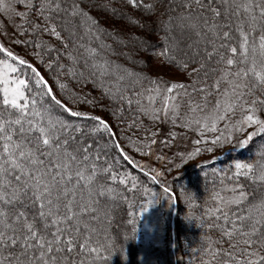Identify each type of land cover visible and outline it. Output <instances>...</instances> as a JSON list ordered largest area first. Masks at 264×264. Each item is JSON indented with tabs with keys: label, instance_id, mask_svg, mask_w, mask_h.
<instances>
[{
	"label": "snow or ice",
	"instance_id": "obj_1",
	"mask_svg": "<svg viewBox=\"0 0 264 264\" xmlns=\"http://www.w3.org/2000/svg\"><path fill=\"white\" fill-rule=\"evenodd\" d=\"M21 6L23 11L19 10ZM93 9L112 19L116 27L111 31L102 27L91 14ZM0 14L21 19L15 25L14 36L8 35L7 27L4 35L10 42L31 49L33 57L53 74L54 83L64 93L58 98L31 61L0 43V264H96L102 248L115 247L108 230L115 223V212L120 207L117 202H127L129 207L132 203L127 195L107 186L106 181L118 180L120 185H127L131 180L129 192L137 188L139 181L135 176L118 177L109 163V152L120 149L123 158L130 160L117 140L124 138L136 144L139 138L132 141L126 135L116 137L111 123L103 117L79 110L81 105L95 107L99 103L95 96L83 93L84 87L98 90L100 97L109 102L105 110L119 127L127 123L126 112L158 119V98L165 118L170 115L175 124L180 118L176 102L179 90L189 95L187 88L191 87L193 92L207 97L212 95V89L220 93L223 81L228 87L222 99L216 100L214 113L196 123L216 132L217 123L227 121L214 144L231 142L234 133H244L245 126H252L253 131L238 141L241 148L253 136L264 133V119L257 115L264 112V0H0ZM257 28L261 32L258 44L254 38L249 40V32ZM153 36L158 42L151 39ZM234 42L238 47L233 46ZM115 45L121 50L117 51ZM150 49L147 58L140 57ZM249 58L250 66L241 67L248 64ZM145 63L148 69L159 68L164 75L175 70L194 79L187 85L170 83L159 76L152 79L143 70ZM225 65L236 66V70ZM21 68L30 70L36 93L41 96L39 101L25 95L31 82L27 73L20 75ZM61 76L68 82H62ZM213 77L214 82L209 83ZM144 81L156 85L144 90L149 93L147 106L134 99L144 95V91H137ZM245 90L247 94L257 90L260 93L248 107ZM238 108L242 118L233 123L229 114L234 116ZM127 127L138 131L143 123L137 116ZM139 143L150 150L157 141ZM161 143L167 145L169 141ZM199 152L197 148L186 156L178 154L180 163L174 159L168 163L179 168ZM260 156L256 165L237 162L236 176L264 182V148ZM151 172L155 173L150 177L153 181L162 175L154 168ZM161 187L165 194L169 193L167 186ZM228 191L231 196L217 194L220 206L210 212L216 223L209 227L221 232L216 243L226 242L229 250L212 251V256H220L223 264H264V196L247 203L240 183ZM105 195L112 203L102 209L97 197ZM155 199L153 194L140 212H147ZM231 206L238 210L231 211ZM101 216L107 226L101 224ZM135 231L133 228V238Z\"/></svg>",
	"mask_w": 264,
	"mask_h": 264
},
{
	"label": "rangeland",
	"instance_id": "obj_2",
	"mask_svg": "<svg viewBox=\"0 0 264 264\" xmlns=\"http://www.w3.org/2000/svg\"><path fill=\"white\" fill-rule=\"evenodd\" d=\"M19 10L23 11V7L21 6ZM20 23L21 19L16 18L15 16H12L11 19H9L8 16L0 14V43L5 44L14 52L31 61L34 66H36L41 73L50 80L56 94H58L59 97H63L64 93L61 92L59 86L53 81V74L48 73L47 68L40 64L38 59L33 57L31 49H25L23 45H16L10 42V40L4 35V28L7 27L8 35L14 36L15 25ZM140 57L147 58L145 56ZM148 70L154 78L159 76L162 79L169 80L170 83L179 82L187 85L190 84L192 80L187 74H181L175 72V70L169 75H164L160 72L159 68H151ZM25 73H27L31 82L30 89L25 92V95L28 96L29 100L35 98L39 101L41 96L36 93L34 80L31 77L30 70L21 68L20 75L23 76ZM61 81L65 83L68 82L63 76H61ZM155 87L156 85L152 86V88ZM197 87L200 86L197 85ZM226 87H228V85L224 82L221 86L220 93L217 94L216 90L212 89V95L207 97H205L203 93L193 92L191 87L187 88V93L189 95L184 94L185 90H179V98L176 102L180 105V118L177 119L175 124L171 122L170 115L168 118H165L162 108V100L158 98L155 106L161 109L158 113L159 118L156 120H150L147 116L140 114L139 118L143 123V127L138 131L136 129L129 130L127 127V123H131L132 119L138 116V113L130 112L131 116L129 119L126 118L127 123L118 127L116 121L113 120L109 112L105 110L104 105L97 104L93 107L91 104H86L79 106V110L86 111L89 115L95 114L107 120L110 118V123L117 137L126 135L131 137L132 141H137L139 138L136 144L130 143L128 139H118L123 150L133 162L130 166H132L134 170L122 164L116 157V152L112 150L109 152V163L113 164V171L118 177L121 174L125 175V177L135 176L139 183L135 190L129 192L127 189L131 187V180H128L127 185H120L118 180L116 182H113L110 179L106 181L107 186L115 187L118 192L127 195L129 201L132 203V207H129L127 202H117L120 207L115 212V223H113L112 227L108 230L109 236L115 240L116 244L115 247L101 249L106 257L111 256L115 259L117 256H122L123 264H128L125 256L126 252L130 251L131 229L134 228L133 225L135 222L137 229L139 228L138 234H136V251L139 264H219V260H213L212 250L208 252L209 247L207 244L203 245L201 243V237L196 238V227H200V225H198L199 220L203 219L201 218L200 213L198 214L200 211H198V208L196 209V205L198 203L199 206L202 204L203 197L201 200L194 198L199 195L198 193L201 190L196 188L197 191H192V189L189 188L191 184H188V182L192 180L190 174L195 169L200 167L204 168L213 162H219L229 153L240 151L242 148L239 146L238 141L244 139L247 132L253 131L252 126H245L244 133H234L235 138L231 142L214 144V138L220 135V131L225 128L227 121H219L217 123L216 132L202 128L196 123L197 120L203 122V117L211 116L214 113L216 100L218 98L222 99L221 94ZM148 94L149 93H147L145 97V106L149 104V101L147 100ZM174 95H176V93H174ZM0 99L2 101V95H0ZM44 99L46 100L47 97H44ZM245 100L247 101L245 107H248L251 104V100H249L246 95ZM73 106L76 107L75 105ZM193 108H196L197 110L192 111ZM243 114L247 113L245 112ZM257 115L264 119V114L262 112H257ZM241 118L242 113L239 108L234 116L229 114V119L232 120L233 123ZM185 123L189 126H183ZM144 128H147L148 131H144ZM170 132L175 133L176 135L170 137L168 135ZM153 133H155L154 136ZM255 136H253V138H255ZM151 139H155L157 143L151 144L150 150L149 147H142L139 143L140 141L147 143ZM166 139L169 141L167 145L161 143V141ZM196 141H199V143H195ZM197 148L200 149L199 154L190 159H186L179 168L168 163L169 159H174L176 163H180V156L178 154H185L186 156L187 153L193 152ZM208 148H211L212 151H207ZM157 156H163L164 159H157ZM153 168L162 173V175L157 178L156 182L160 186L162 184L167 186L170 189V194H165L163 189L158 187L157 183L146 178L144 179L141 174L136 172L137 169H140L147 171L151 175H155V173L151 172V169ZM169 168H171V171L168 170ZM110 175L111 173H109V176ZM145 188L149 189L147 193L144 192ZM228 189L229 188L227 187L219 188L218 191L212 194L209 200L217 203L218 205H216V207L220 206V202L216 196L217 194L221 197L231 196L232 194H227ZM259 190L261 198L264 196V187ZM153 194L156 196L155 201L153 204L148 205L147 212L141 213V207L146 205L147 201L153 198ZM169 197H173L174 199L170 200ZM186 197H190V199ZM97 199L99 200L102 209L112 203L111 198L107 195L97 197ZM129 212L132 213L131 216L127 215ZM211 216L212 215L209 214L204 219L203 225L204 228L208 230V236L219 240V235L216 237L213 233L214 231H210L211 227H209V225H211V222L209 219ZM135 217L136 220L133 221ZM128 220H132L133 223L128 224ZM207 223L209 224L207 225ZM101 224L107 226V221L103 216H101ZM96 226L100 227V224H97ZM200 229H202V227ZM200 231L201 232L197 233L202 234L203 231ZM126 236L128 237L127 239L125 238ZM100 239L101 241L104 240L103 232H101ZM198 239L200 240V243L198 242ZM225 245L228 244L225 242ZM204 247L205 253H207L206 256L208 257L211 255V259L197 257L198 250L200 252V249H204Z\"/></svg>",
	"mask_w": 264,
	"mask_h": 264
},
{
	"label": "trees",
	"instance_id": "obj_3",
	"mask_svg": "<svg viewBox=\"0 0 264 264\" xmlns=\"http://www.w3.org/2000/svg\"><path fill=\"white\" fill-rule=\"evenodd\" d=\"M117 3H119V0H117ZM91 14L94 17H97L100 22L102 27H107L108 31L112 30V27H116V25H113V20L112 19H106L105 16L99 12H97L95 9L92 10ZM258 15V13H257ZM118 19V18H116ZM135 29H131L130 31L134 32ZM261 35V32L259 30V28H257V30L255 32H249V40L251 42V40L254 38L258 44L259 42V37ZM151 39L154 42H158L157 38L155 36L151 37ZM109 43H111L112 41H108ZM93 46H96V43H93ZM233 46H237L238 47V42H234ZM114 47H116L117 51L121 50L120 46L115 45ZM124 51H127L128 49H123ZM152 50H149V53H140V56H145L148 57V55L150 54ZM228 56H231L232 54L229 52L227 53ZM112 59H117V57H111ZM122 63H126V61H123L121 59ZM259 62V61H258ZM130 67H132V65H129ZM241 67H246V66H250V58H249V62L247 65H240ZM224 67H231V70L235 71L236 70V66H224ZM137 70H141V69H137ZM143 70L145 71L146 75H149L150 78L155 79L153 77V75L149 72L148 68H147V63L144 64V68ZM217 75H219V73H217ZM47 79V78H46ZM194 79V77L192 78ZM214 77L209 80V83H213L214 82ZM49 84L51 85L50 80L48 79ZM223 81L221 86L223 85ZM73 85L75 84V82L73 81L72 83ZM52 86V85H51ZM72 85H70L71 87ZM152 84H149L148 81H144L142 86H138L137 91H144L146 89L152 88ZM200 86V85H199ZM53 87V86H52ZM77 90H79V86H76ZM54 88V87H53ZM223 88V87H222ZM55 91V89H54ZM246 92V96L249 100H253L256 97L260 96L259 90H257L255 93L253 94H247V90H245ZM56 93V91H55ZM83 93L87 94L90 93L92 96H95L99 103L97 104H102V105H108V101L106 99H102L100 97V92L96 89H93L91 86L88 87H84L83 88ZM217 93V92H216ZM147 92L144 91V95L142 97H134V99H140L141 100V104L145 105V97H146ZM218 94V93H217ZM59 97L58 94H56ZM48 102L50 101V98L46 99ZM0 107H2V101L0 99ZM74 107V106H73ZM136 106L133 105V108H135ZM125 108H127V105L125 104ZM57 112H59V109L56 110ZM134 113H138L136 111H132ZM264 114V112H262ZM110 114V113H109ZM126 118L129 119V117L131 116L130 112H126ZM141 113H138L137 115L139 116ZM66 117L68 116V114H64ZM111 115V114H110ZM75 120V118H73ZM83 119V118H81ZM106 121H108L109 123L111 122V119L108 118L105 119ZM117 137V136H116ZM107 139V137H105ZM117 142L120 144V142L117 140ZM121 145V144H120ZM262 148H264V133H258L255 138H253L250 143L242 148L240 151H237L236 153H229L228 155H226L224 158H222L219 162H213L211 163L209 166H205L204 168H197L194 171H192L191 175V179L188 184L190 183L191 185L189 186V188L192 189V191H197V189H200L201 191L198 193L199 195L195 196L194 198H197V200H201V198L203 197L202 200V204L199 203L196 205V209L198 208V214L200 213L201 218L199 220V224L200 227H196V238L201 237V243L203 245L207 244V246L209 247V238L212 241V248L209 249L208 252H210V250L212 251H217V252H226L229 250V246L225 245L224 243H216L217 239L211 236H208V230L206 228H204V219L210 214V212L212 211V209H216V205H218L217 203L210 201L209 199L211 198L212 194L216 191H218L219 188L221 187H227L229 189L235 187L236 183H240L241 185H243V191L246 192L247 194V203H252L256 200L260 199V190L262 187H264V182H261L259 180H254L251 177H237L236 176V169H235V164L237 162H241V163H249V164H253L256 165V163L258 161L261 160V156H260V152L262 150ZM112 151L116 152V157L119 159V161L128 166L130 169H133L131 165V163L133 164V162L131 160H125L123 158V155L121 154V150L120 149H116V148H112ZM123 150V148H122ZM111 152V151H110ZM123 153H125V151L123 150ZM126 154V153H125ZM106 166V165H105ZM215 169V171H213ZM134 170V169H133ZM136 172H138L139 174H141L144 179H149L150 181L157 183L156 181H153L150 177L151 174L148 173L145 170H140L137 169ZM147 173V174H146ZM109 175V174H108ZM109 180V179H108ZM109 183V182H108ZM158 187H160L161 189H163L158 183H157ZM197 188V189H196ZM259 190V191H258ZM227 192V191H226ZM230 193L232 194L230 191L227 192V194ZM170 194V192H169ZM210 202V204H209ZM244 207H247V204L244 205ZM227 210V209H224ZM238 209L236 208V206H231V211H237ZM206 214V216H205ZM177 217V214H176ZM136 220V217L134 218L133 221ZM209 221L212 224L216 223V219H215V215H212L209 219ZM220 223H223V221H220ZM209 223H207L208 225ZM133 227L136 229L135 234H134V238H133V233H132V229H131V243H130V251L126 252V260L128 262V264H139L138 262V254L136 251V238L138 234V229H137V225L134 222ZM202 227V229H200ZM174 228H175V224H174ZM200 230L203 231L202 234H199L197 232H201ZM210 231H214V235H219V239L221 238V232L214 227L210 228ZM205 234H206V241H205ZM224 241H227V237L223 238ZM198 242L200 243V240L198 239ZM198 246H200L199 244H197ZM95 246V245H93ZM197 246V248H198ZM97 254L94 253L93 256H96ZM99 259L97 260L96 264H123L122 260L123 257L122 256H117L115 259L114 257L112 258L111 256L106 257L104 252L101 250L99 252ZM205 255V256H204ZM207 253H205V247L204 249H200V252L198 250V254L197 257L198 258H202V259H209L211 257L210 256H206ZM212 258V257H211ZM210 258V259H211ZM214 261H218L219 260V264H223V260L220 256H217L215 259L213 258Z\"/></svg>",
	"mask_w": 264,
	"mask_h": 264
},
{
	"label": "water",
	"instance_id": "obj_4",
	"mask_svg": "<svg viewBox=\"0 0 264 264\" xmlns=\"http://www.w3.org/2000/svg\"><path fill=\"white\" fill-rule=\"evenodd\" d=\"M173 216H174V214H173Z\"/></svg>",
	"mask_w": 264,
	"mask_h": 264
}]
</instances>
